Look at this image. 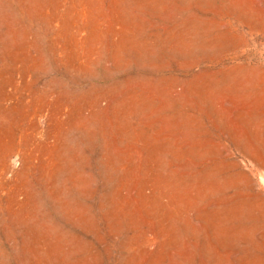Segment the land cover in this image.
I'll return each mask as SVG.
<instances>
[{
	"label": "rangeland",
	"instance_id": "374dc122",
	"mask_svg": "<svg viewBox=\"0 0 264 264\" xmlns=\"http://www.w3.org/2000/svg\"><path fill=\"white\" fill-rule=\"evenodd\" d=\"M0 264H264V0H0Z\"/></svg>",
	"mask_w": 264,
	"mask_h": 264
}]
</instances>
